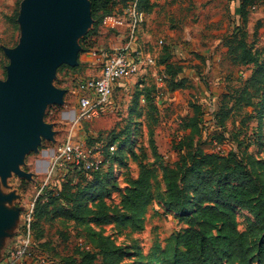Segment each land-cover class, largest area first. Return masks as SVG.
Here are the masks:
<instances>
[{"label":"rangeland","instance_id":"1","mask_svg":"<svg viewBox=\"0 0 264 264\" xmlns=\"http://www.w3.org/2000/svg\"><path fill=\"white\" fill-rule=\"evenodd\" d=\"M153 1L156 6L153 11L155 19L152 22H157L156 25L161 28H156V26L154 29H148L147 27L144 32L150 35L157 30L159 34V29H161L162 35L154 33L152 39L156 43V50L151 46L149 49H144L142 51L144 54L141 56L149 54L154 57L166 50L172 56L173 63L184 68V73L190 75L188 79L181 78V74L179 75L181 79L186 80V88L177 91L168 89L167 91V78L163 82H157L151 76L156 71L155 77H163L164 71L161 72L157 69L158 64L155 67H148L141 72L147 73L146 79L141 80L142 78L139 76L142 74L140 73L131 79L121 81V85L115 87L113 96L104 111L98 117L84 119L76 126L75 119L79 114L78 84L81 80L95 76V74H93L92 68L84 62L76 67L61 65L53 78V85L65 91L63 103L47 105L42 117L43 123L51 128V136L49 138L41 136L37 148L26 154L23 162L18 165L19 170L29 175L28 177H20L15 172H11L6 179L0 176V195L3 198L0 199V207L9 214L0 228V260L9 250L19 246L25 217L31 205L40 195V191L48 179L52 161L59 154L73 127L77 141L85 148L92 146L97 141L101 144L103 142L105 145L115 144L117 153L114 155L113 165L104 170V175L108 170H112L110 178L105 175L106 187L109 191L106 192L108 195L105 194V200L111 209L118 206L122 191L128 181L138 176V162L132 157L133 153L139 157V160L144 163H153L156 167L172 165L179 159L174 146L185 136L192 139L194 150L201 149L208 153L238 151L240 143H243L244 147L251 142L252 146L249 151L264 160V148L254 142L255 138L252 135V129L257 128V122L255 119L248 120L247 118L248 114L253 111L251 107L244 108L242 111L233 110L224 126L219 123L221 109L225 107L229 109L233 106L230 101L225 106L224 95L242 87L250 76L252 67L233 65L227 54L224 55L225 60L222 64H213L211 59L208 64L207 57H204L201 60L197 58L201 64L193 67L187 65L192 59L189 58L192 44L203 49L202 47H207L209 43L213 42L214 45L217 40H220V46L228 49L225 43L226 39L232 35L238 25L243 26L240 14L237 16L230 12L229 4L233 0H220L221 4L227 7L226 13L218 22H214L212 26L202 30V38H198L197 29L192 30V22H204L206 19L215 18L218 14L215 9L218 3L216 0H212L210 3L212 8L199 12L197 18H191L185 0ZM22 2L23 0H0V82L6 81L7 66L10 63L5 49H13L20 43L21 27L18 21L17 25L13 26L9 17L16 8L19 16ZM257 2L264 11V0H257ZM124 9L123 3L116 4L113 15L104 16L101 25L94 34L91 32L94 31L95 21L92 23L78 40L81 49L83 46L87 48V52L84 54L96 52L97 56L103 53L109 55L121 51L128 45L129 26ZM249 13L248 42L256 49L263 48L264 23L262 26L257 22L261 14L252 8ZM206 30L210 34L205 33ZM167 31L171 32L170 35L173 34L170 38L165 34ZM164 35L167 36L164 37ZM85 36L86 39H84ZM186 36L192 40L185 39ZM209 37L211 40L206 41ZM197 38L199 41H194ZM160 40L164 41L163 46H159ZM179 47L182 48V56H185L181 59H178L175 54H171L176 49H180ZM218 52H220L219 49ZM84 54L79 53L78 62ZM133 54L138 55V52H133ZM220 54L223 55L224 52ZM209 55L213 56L212 53ZM72 68L77 69L73 70ZM141 83L143 87L140 86ZM145 88L149 89L151 97L157 105L158 124L154 132V145L156 152L161 157L160 160H156L150 142L147 120L148 106L144 96L141 95ZM193 104L201 108L200 125L194 129L185 128V121H189L194 116ZM245 118L247 120L244 123ZM239 131L242 133L239 134ZM244 133H247L246 136ZM261 142H264V134ZM69 169L68 164L56 169L50 181L46 183L47 187L59 189L62 180L68 176L75 180L82 177L69 174ZM165 191L164 184L161 183L160 188L156 191L155 201L146 213L145 226L140 233L118 234L112 225L95 227L97 231L102 229L106 235H112L116 244L125 249L124 264H146L148 261L146 257L157 238L163 241L184 228L178 217L167 211L161 204L160 195H163ZM236 212L239 229L247 230L249 220L252 219L250 214L239 209ZM41 229L46 236L47 244L42 246L34 238V253L37 257L46 256L50 264H62V260L66 257H78V253L82 249L90 247L84 238L85 231L75 228L72 223L63 225L60 220L44 221L41 224Z\"/></svg>","mask_w":264,"mask_h":264},{"label":"trees","instance_id":"2","mask_svg":"<svg viewBox=\"0 0 264 264\" xmlns=\"http://www.w3.org/2000/svg\"><path fill=\"white\" fill-rule=\"evenodd\" d=\"M90 2L95 21V32L91 33L94 34L104 16L113 15L116 4L123 3L124 6L126 1ZM255 5H259L257 0H241L243 26L238 25L225 42L230 62L252 69L242 87L224 95L225 106L228 101L233 106L229 109L223 106L219 123L224 126L233 110L251 107L253 111L247 118L257 122V128L252 129L254 142L264 148V142H261L264 134V47L256 49L247 39L249 12ZM155 6L153 0H139L138 9L152 14ZM17 18L16 8L9 17L13 26L17 25ZM84 52L87 48L83 46L80 54ZM169 54L165 50L159 59V63L165 66L167 88L183 90L186 80L179 77L183 68L175 65ZM141 95L148 106L147 120L154 156L160 160L154 145L157 105L148 88L143 89ZM192 108L194 116L185 121V128L194 129L200 125L201 108L194 104ZM96 145L100 149L95 152L102 157L100 170L87 172L81 166L69 164V174L82 177L75 180L68 176L62 180L59 189L46 186L35 202L32 232L33 240L35 238L40 245L47 244L41 229L44 221L60 220L63 225L72 223L75 228L85 231L84 238L90 247L82 249L78 257H66L62 264H124L125 249L116 244L112 235H106L102 229L97 231L95 227L112 225L118 234L140 233L161 183L166 190L160 195L161 204L178 217L184 228L163 241L157 238L146 257V264H264V160L249 151L251 142L244 147L240 143L238 151L208 153L194 150L192 139L185 136L174 146L178 161L162 167L144 163L133 153L132 157L138 162V176L128 181L114 209L105 200V194L109 192L105 175L110 178L112 170L105 175L104 170L113 165L117 149L115 144L105 145L99 141L89 148ZM237 209L247 211L252 218L245 231L239 229Z\"/></svg>","mask_w":264,"mask_h":264},{"label":"water","instance_id":"3","mask_svg":"<svg viewBox=\"0 0 264 264\" xmlns=\"http://www.w3.org/2000/svg\"><path fill=\"white\" fill-rule=\"evenodd\" d=\"M21 39L5 49L10 63L0 82V176L20 177L18 165L51 128L42 121L47 105L63 103L65 91L53 85L61 65L76 67L78 40L94 22L90 0H23L18 16ZM0 199H3L0 195ZM9 214L0 207V228ZM3 260H0V262Z\"/></svg>","mask_w":264,"mask_h":264},{"label":"built area","instance_id":"4","mask_svg":"<svg viewBox=\"0 0 264 264\" xmlns=\"http://www.w3.org/2000/svg\"><path fill=\"white\" fill-rule=\"evenodd\" d=\"M125 1L124 14L128 20L129 43L121 51L106 55L100 75L87 77L79 82L77 87L79 114L75 119L76 126L84 119L98 117L109 104L115 87L121 81L139 75L148 67L157 66L154 57L133 54L132 47L137 43L138 29L143 23L144 16L138 9L139 0ZM158 44L163 46L164 41L160 40ZM165 79V74L163 77H156L157 82H163ZM99 149V145L94 148H85L79 143L73 127L59 154L52 161L46 183L50 181L56 169L65 167L66 164L81 166L87 172L100 170L102 157L99 152H95ZM111 150L113 151L114 148ZM46 183L40 192L47 186ZM34 207L35 203L31 205L25 217L19 246L9 250L0 264H50L46 256L37 257L34 253L32 232Z\"/></svg>","mask_w":264,"mask_h":264},{"label":"crops","instance_id":"5","mask_svg":"<svg viewBox=\"0 0 264 264\" xmlns=\"http://www.w3.org/2000/svg\"><path fill=\"white\" fill-rule=\"evenodd\" d=\"M178 1H181V0H178ZM216 1L218 3L216 4L215 9L218 11V14H216L215 18L213 17V19H211V20L206 19V21H204V22H201V21H199L198 23L192 22V30L195 31L197 29L198 38H202V35H203L202 30H205V28H207V27L209 28V26H212V23L218 22L226 13V10H227L226 5L221 4L220 0H216ZM185 2L188 6L187 10H188V12H190L191 18H195L196 16L198 17L199 12H201V11L204 12L205 10H207L208 8L211 7L210 3L212 2V0H187V1L185 0ZM240 3H241V0L230 1L229 8H230V12L232 15L239 16V14H240ZM252 9L253 10L256 9V11H258L261 14L260 17H258L257 22L259 23V25H262L264 23L263 8H261L259 5H255L252 7ZM142 14L144 16V20L138 29L137 43H135L132 47V51L134 53L138 52V55H141V54L143 55L144 53L142 51L144 49L151 48V46H153V48L156 50V43H154V40L152 39V35H154V33L158 34L157 30H155L150 35H147V34H145L146 32H144L145 28H147V27H148V29H150V28L154 29L157 26L156 25L157 22H155V23L152 22L155 19L154 12L152 14H147V13L143 12ZM159 22H161V21H159ZM151 25H153V26L151 27ZM205 25H206V27H205ZM156 28H161V27L157 26ZM199 32H201V33H199ZM161 33H162V30L159 29L158 35L161 36L162 35ZM205 33L210 34V32L207 30ZM165 34L169 35L168 36L169 38H170V36L173 35V34L170 35L171 32H168V31L165 32ZM167 35H164V37H166ZM184 38L189 40V41L192 40V39H189L187 36ZM198 38L196 40L194 39V41H199ZM263 39H264V35H263ZM209 40H211L210 37L206 39V41H209ZM141 42H142V44H141ZM218 46H219V48H218ZM198 47L195 44L194 45L192 44V47L189 50V51H191L189 58L191 57L192 59L189 63H187V65H190L193 67L195 65L201 64V61H199V60H201L204 57H207L206 62L208 64H209L210 59L212 60L213 64H215V63L222 64L223 61L225 60L224 55H226L228 52L227 48H224L222 45L220 46V40L219 41L217 40L214 45H213V42L209 43L207 47H205V48L202 47L203 49H199ZM179 48L180 49H176V51L174 53H171V54H175L178 59H181V58H184L185 56H182L183 55V54H181L182 48L181 47H179ZM218 49L220 50V52H218ZM222 52H224L223 55L220 54ZM210 53H212L213 56L209 55ZM161 54L163 55V53H160V54H157L159 57L157 55H155L154 58L156 59L157 64H158L157 69H159L161 72H163V71H165V66L159 63V59H160ZM105 57H106V55L104 53L101 54L100 56H97L96 52L85 53L83 55V57L81 58V60L79 59V64L82 62H84L85 64H88V66L90 68H92L91 70H92L93 74H95V76H98L101 73V69H102V65L104 63ZM144 57H152V56L147 54ZM197 58H199V60ZM179 64H183V63H179ZM141 74L142 75L139 76L142 78L141 80H143V78L146 79L147 73L144 74V72H143ZM184 74H185V76H183ZM151 76L155 78L154 80H156V77H155L156 71L153 72L151 74ZM181 78H187V79L190 78L189 74L184 73V68H183V72L181 73ZM120 85H121V82L119 84H117V86H120ZM166 90L168 91V88ZM157 104H159V103H157Z\"/></svg>","mask_w":264,"mask_h":264}]
</instances>
